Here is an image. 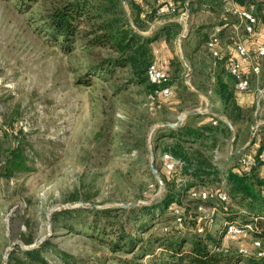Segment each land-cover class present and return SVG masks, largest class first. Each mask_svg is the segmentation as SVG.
Here are the masks:
<instances>
[{"label": "rangeland", "instance_id": "obj_1", "mask_svg": "<svg viewBox=\"0 0 264 264\" xmlns=\"http://www.w3.org/2000/svg\"><path fill=\"white\" fill-rule=\"evenodd\" d=\"M38 10L35 5L31 12H24L17 0H0V264H8V251L9 255L15 251L14 255L22 258L25 251L40 247L45 241L77 261L65 262L48 249L45 256L51 264H162L153 259L163 255L164 248L153 243V253H144L142 247L149 236H165L163 226L169 221L155 222L146 232L135 230L133 223L128 230L142 241L133 251L125 252L114 251L81 230L67 228L64 220L57 225L54 214L83 207L78 202L99 206L85 207L89 209L160 203L167 189L161 191L151 163L154 161L160 173L168 174V170L162 151L155 152L153 147L163 123H177L179 112L170 107H176V101L166 98L153 108L146 85L129 82L123 92L115 94V84L99 76H94L93 86L80 82L79 76L87 72L79 46L72 54L66 53L49 36L40 34L33 22L39 16ZM130 11L127 2L124 12L132 19ZM198 12L199 7L191 12L189 25ZM200 14L203 13L196 16L199 20L193 24V30L180 24L168 34L174 57L172 84H190V77H186L192 65L190 56L195 45L208 40L214 26ZM129 73L118 71L120 77H128ZM262 102L263 99L259 108ZM253 122L257 134L261 133L262 125ZM19 146L32 168L4 176L10 152ZM215 177V182L205 186L230 189L227 175L219 171L211 179ZM183 179L177 178L174 191L180 189ZM183 203L189 229L194 228L192 222L196 217H202L204 223L213 214L210 203L200 204L186 197ZM215 207L220 212L215 222L226 215L238 223L253 219L248 209L233 198L229 204L217 203ZM87 213L83 215L90 214ZM213 227L214 223L211 231ZM186 229L184 226L179 235L188 236ZM28 237L35 239L32 248L24 243L23 239ZM255 238L247 230L222 239L221 243L225 249L238 253L251 248ZM18 242L22 245H16ZM248 259L242 256L237 264H249Z\"/></svg>", "mask_w": 264, "mask_h": 264}, {"label": "trees", "instance_id": "obj_2", "mask_svg": "<svg viewBox=\"0 0 264 264\" xmlns=\"http://www.w3.org/2000/svg\"><path fill=\"white\" fill-rule=\"evenodd\" d=\"M236 1L243 4L254 2V0ZM17 2L20 10L24 12H31L32 8L38 5L37 14L39 16L33 18L36 30L42 35L49 36L66 53L72 54L79 46L82 57L86 61L87 72L85 76H79L80 82L93 86L94 76H99L115 84V94L123 92L129 82L136 86H148L149 94L154 91L155 87L149 82L147 70L152 63H155L152 49L155 38L142 34L146 24L138 20L134 14L130 19L124 12L123 0H17ZM131 6L133 11L139 9L135 3ZM119 69L129 71V76L120 77ZM231 77L233 78L232 75ZM184 87L187 89L186 85ZM217 93L225 103L228 116L233 120H238L241 116V108L237 104L231 82L219 79ZM230 133V127L224 122L222 126L210 124L202 128H193L188 125H181L176 129L160 127L153 151L161 150L163 154L170 153L182 162V166L173 171L164 166L168 174L164 172L161 174L167 190L160 203L142 207L65 209L54 214L57 225L64 220V226L67 228L81 230L92 240L107 245L114 251L131 252L142 239L131 233L128 230L129 226L134 223L135 230L146 232L145 230H149L155 222L169 221L163 226L165 236H149L142 247L144 253L150 251L153 253V243L164 248L163 255L155 256L154 262L162 264H237L242 255L239 252L232 253L221 243L222 239L234 237L227 235V228L220 225L222 221L234 222L233 217L226 215L220 222L216 221L213 231L210 229V220L206 218L203 223L204 232H199L198 217L192 222L193 229L187 226V207L183 203L186 197L200 204L210 203L209 206L215 204L213 201L193 199L190 193L200 187H210L205 185L216 181V177L214 179L211 177L216 176L220 170L214 163L213 151L217 149L222 138ZM260 164L261 161L257 166L252 167L249 173H228L227 183L230 189L227 192L230 198L239 200L240 204L248 209L247 211L253 217L251 221H247L253 223L251 233L261 240L264 250V179L256 174ZM31 168L28 164V157L23 148L19 146L11 150L2 174L11 177L18 172L29 171ZM188 176L194 181L174 191L173 184L177 178ZM213 187L219 188L220 186ZM222 203L227 205L229 201ZM175 208L181 209L188 236L179 235L184 227H180L176 221ZM86 212L90 214L84 216ZM143 216H146L145 219ZM23 240L26 245L35 242L33 237ZM48 249L65 262H77L71 254L45 241L40 247L25 251L22 258L16 257L14 251L9 255L8 264H51L45 256V251ZM247 258H249V264H264V255L261 257L253 255Z\"/></svg>", "mask_w": 264, "mask_h": 264}, {"label": "crops", "instance_id": "obj_3", "mask_svg": "<svg viewBox=\"0 0 264 264\" xmlns=\"http://www.w3.org/2000/svg\"><path fill=\"white\" fill-rule=\"evenodd\" d=\"M155 1L156 0H123V4L125 7L128 2L131 8L130 12H132L138 20L144 21L146 28L142 31V34L147 37L155 38L152 43L155 63L166 69L170 74V71L173 70L171 63L174 62V57L169 44L168 34L173 32L174 26L184 24L185 28L189 27L193 30V24L199 20L196 16L199 13H203L200 15L205 16L207 19L206 22L214 25L211 28L212 33L214 28L222 23L223 16L225 15L224 4L223 0H174L180 6V11L187 8L190 15L196 7H199L198 14H193L191 25H189L180 17L179 13L157 16L155 12ZM254 2L257 4L259 16V26L256 36L253 39H248L242 30L237 33L233 25L237 20L233 17L231 25L222 33L220 45L221 56L219 58L216 59L212 56L207 48L206 41L202 45H195L192 55L190 56L192 65L186 76L190 77V84L187 83V89H185L182 82H175L176 84H173L176 90L175 95L172 96L171 99L176 101L175 103L177 106L170 105V107L171 109H177L179 116L184 111L198 109L200 113L185 116L181 124L182 126L188 125L193 128H202L210 124L222 126L224 121H222L221 116L224 115L232 122L235 132L230 128L231 133L227 137H223L217 149L213 151L215 165L225 175H228L230 172H240L242 174L249 173L251 168H242L240 164L241 156L245 153H251L255 156L260 155L262 156V160L256 174L259 178L264 179V97L261 108L258 107L256 100L257 90L264 89V73L261 77L256 78L252 72L253 62L238 56L233 44L237 37H241V39L245 41L248 49L254 54L260 43V31L264 29V0H254ZM133 3L138 5L139 9L133 11L131 6ZM150 17H153V19H149ZM192 42L195 43V39H193ZM202 50H205L206 54H203L205 53L203 52L201 55ZM230 56L237 57V59L240 60L243 71L251 78L253 87L249 91H236L234 79L231 77L225 64V59ZM219 79L231 82L237 104L241 108V116L238 120H233L228 116L225 103L217 93ZM215 120L218 121L217 124H214ZM253 120H255V125H262V131L257 134L256 130L255 137L248 150L239 156H235L237 151L243 149L250 142L254 129ZM191 181H194L192 177H185L179 186H186L187 183ZM223 223L222 221L220 225Z\"/></svg>", "mask_w": 264, "mask_h": 264}, {"label": "built area", "instance_id": "obj_4", "mask_svg": "<svg viewBox=\"0 0 264 264\" xmlns=\"http://www.w3.org/2000/svg\"><path fill=\"white\" fill-rule=\"evenodd\" d=\"M225 15L223 16L222 23L216 26L213 32L210 34L206 41L207 48L211 52L214 58L221 56V41L223 31L231 25V20L234 17L237 22H234V28L236 32L243 31L248 39H253L258 31L259 16L257 4L253 1L248 3H239L236 0H223ZM155 12L157 16H165L169 14H180V17L186 22L189 21L190 13L187 8L180 11V6L174 0H156L155 1ZM238 35V34H237ZM260 43L258 44L254 54L248 49L245 41L241 37H237L234 44L235 51L238 56L243 59L252 61V72L256 78H259L264 73V29L260 31ZM225 64L230 75L235 80V89L237 92H247L251 89L252 80L243 71L242 64L237 57H227ZM147 76L149 82L154 85V91L148 95L149 105L154 108L166 98H171L175 95V87L171 83V76L167 70L160 67L156 63H152L148 70ZM264 97V89L257 90L256 100L257 105L261 104V100ZM217 120L214 124H217ZM262 160V156H255L251 153H245L241 156L240 164L242 168H252L259 164ZM162 161L168 170H177L182 166V162L179 159L174 158L170 153H164L162 155ZM191 198L200 201H213L215 204L211 205L214 207L213 214L207 219L210 220V224L215 223V216L220 213L215 205L217 203L228 202L230 200L227 189L223 186L219 188L215 187H200L193 190ZM176 221L180 227H184V219L182 217L181 209L175 208ZM202 217L198 219L197 229L199 232H204V225L202 223ZM218 226V225H217ZM222 227L227 228V235L237 236L243 232L249 230L252 231L253 223H238L236 221H225ZM240 254L245 257H251L256 255L261 257L264 255L262 248V242L260 239L255 238L252 241L251 248H243L239 250Z\"/></svg>", "mask_w": 264, "mask_h": 264}, {"label": "water", "instance_id": "obj_5", "mask_svg": "<svg viewBox=\"0 0 264 264\" xmlns=\"http://www.w3.org/2000/svg\"><path fill=\"white\" fill-rule=\"evenodd\" d=\"M197 113H200V111L198 109L185 111L184 113H182L180 115L179 120L177 121V123L164 122L163 126H168L170 128H174V129L178 128L179 126H181L185 116L192 115V114H197ZM221 119H222V121H224L225 123H227L229 125V127L232 129L233 132H235V128H234L232 122L229 119H227L224 115L221 116ZM255 133H256V127H254V129H253V133H252V137H251L250 142L243 149L237 151L235 156H239V155L243 154L246 150H248V148L250 147V145L253 142V139L255 137ZM151 170H152L153 174L156 176V178L158 179V182L160 183L161 191L164 192L165 189H166V183H165V180H164L162 174L157 170L154 161H152V163H151ZM138 204H140V203L121 204L118 207H133V206H137ZM78 205L79 206H83V207H91V208H98L99 207L96 204H89V203H84V202H78ZM16 245H22V243L18 242ZM28 247L32 248L33 245H29ZM7 257H9V251L7 253Z\"/></svg>", "mask_w": 264, "mask_h": 264}]
</instances>
